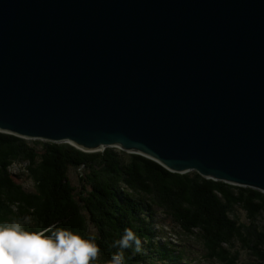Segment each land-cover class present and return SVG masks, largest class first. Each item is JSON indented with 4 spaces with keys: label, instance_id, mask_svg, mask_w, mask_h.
<instances>
[{
    "label": "water",
    "instance_id": "1",
    "mask_svg": "<svg viewBox=\"0 0 264 264\" xmlns=\"http://www.w3.org/2000/svg\"><path fill=\"white\" fill-rule=\"evenodd\" d=\"M0 129L264 192V0H0Z\"/></svg>",
    "mask_w": 264,
    "mask_h": 264
},
{
    "label": "trees",
    "instance_id": "2",
    "mask_svg": "<svg viewBox=\"0 0 264 264\" xmlns=\"http://www.w3.org/2000/svg\"><path fill=\"white\" fill-rule=\"evenodd\" d=\"M16 164L22 169L15 171ZM71 168L81 174L78 187ZM22 176L32 180L33 189L19 181ZM238 209L246 213V222L239 219ZM24 217L30 218L23 225L29 232L52 228L94 236L101 249L95 264H107L121 251L112 245L129 227L145 242V251L123 250L125 264L183 263L189 254L179 252L165 218L187 238L201 240L212 262L235 264L231 258L241 246L255 264H264L263 191L197 171L174 172L118 147L87 152L68 142L0 131V224L22 222Z\"/></svg>",
    "mask_w": 264,
    "mask_h": 264
},
{
    "label": "clouds",
    "instance_id": "3",
    "mask_svg": "<svg viewBox=\"0 0 264 264\" xmlns=\"http://www.w3.org/2000/svg\"><path fill=\"white\" fill-rule=\"evenodd\" d=\"M23 221L0 226V264H94L101 258V249L95 237L84 238L71 230L46 228L40 232L25 230ZM51 233L47 235L46 233ZM144 241L132 230L125 228L122 237L112 247L114 253L107 264H125L124 251L143 254Z\"/></svg>",
    "mask_w": 264,
    "mask_h": 264
},
{
    "label": "rangeland",
    "instance_id": "4",
    "mask_svg": "<svg viewBox=\"0 0 264 264\" xmlns=\"http://www.w3.org/2000/svg\"><path fill=\"white\" fill-rule=\"evenodd\" d=\"M19 168L22 169L20 164H16L14 166L15 171H19ZM70 175L73 179L74 186L78 187L79 182H80V177H81V174H79V170L71 168ZM19 181H22L24 186H26V188L30 190L34 188V183L32 182V180L26 179L24 178V176L20 177ZM238 213H239V219L246 222L247 221L246 213L244 211H241L240 209H238ZM12 218H14V216ZM1 221L2 220H0V223ZM164 221L168 224L167 231L171 233L169 234L172 237L171 240L174 242V244L180 247L179 252L182 253V251L185 250L189 254L188 256L189 259H186L181 264H218L216 262L210 261L207 258V256L205 255V251L201 249V247L203 246L202 244L203 242L201 240L197 239L194 236H190L193 238H187V236L184 235L177 226H174L172 220L170 221V218H165ZM10 223L12 222L6 221L4 224H0V226L10 224ZM133 231L136 232V230L134 229ZM90 232L92 234H94L95 232V229L92 226H90ZM163 238L166 239L165 235L163 236ZM236 249H238L240 252H238L236 256L231 258V262H236L235 264H255V261L250 258L249 252L247 249H244L241 246H236ZM238 256H240V259ZM169 264H173V263L169 262Z\"/></svg>",
    "mask_w": 264,
    "mask_h": 264
},
{
    "label": "bare ground",
    "instance_id": "5",
    "mask_svg": "<svg viewBox=\"0 0 264 264\" xmlns=\"http://www.w3.org/2000/svg\"><path fill=\"white\" fill-rule=\"evenodd\" d=\"M0 131H2L1 129H0ZM28 139V138H27ZM70 144H72V145H74L73 143H71V142H69ZM75 146V145H74ZM77 147V146H76ZM78 148V147H77ZM107 147H103V148H101V149H99V151H102V150H105ZM80 149V148H79Z\"/></svg>",
    "mask_w": 264,
    "mask_h": 264
}]
</instances>
